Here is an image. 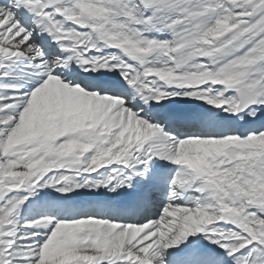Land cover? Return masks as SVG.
<instances>
[{
	"label": "snow or ice",
	"instance_id": "6c2138e0",
	"mask_svg": "<svg viewBox=\"0 0 264 264\" xmlns=\"http://www.w3.org/2000/svg\"><path fill=\"white\" fill-rule=\"evenodd\" d=\"M0 264H264V0H0Z\"/></svg>",
	"mask_w": 264,
	"mask_h": 264
}]
</instances>
